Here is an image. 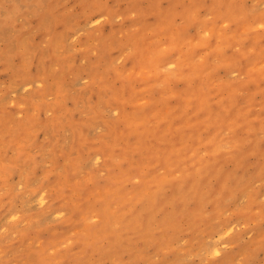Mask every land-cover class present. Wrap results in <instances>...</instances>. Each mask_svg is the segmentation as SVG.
<instances>
[{
	"label": "rangeland",
	"instance_id": "374dc122",
	"mask_svg": "<svg viewBox=\"0 0 264 264\" xmlns=\"http://www.w3.org/2000/svg\"><path fill=\"white\" fill-rule=\"evenodd\" d=\"M0 264H264V0H0Z\"/></svg>",
	"mask_w": 264,
	"mask_h": 264
}]
</instances>
